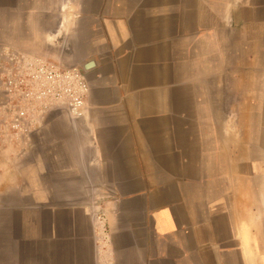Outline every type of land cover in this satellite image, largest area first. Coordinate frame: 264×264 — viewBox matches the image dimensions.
<instances>
[{
  "label": "crops",
  "instance_id": "crops-1",
  "mask_svg": "<svg viewBox=\"0 0 264 264\" xmlns=\"http://www.w3.org/2000/svg\"><path fill=\"white\" fill-rule=\"evenodd\" d=\"M1 44L93 66L84 120L0 125V264H104L107 195L114 264H264V0H0Z\"/></svg>",
  "mask_w": 264,
  "mask_h": 264
},
{
  "label": "built area",
  "instance_id": "built-area-1",
  "mask_svg": "<svg viewBox=\"0 0 264 264\" xmlns=\"http://www.w3.org/2000/svg\"><path fill=\"white\" fill-rule=\"evenodd\" d=\"M63 52V46L50 44L42 50L0 45V125L9 139L29 138L57 111H66L73 119L86 118L88 70L85 64H68ZM102 226L100 232L96 224L98 235H105V224Z\"/></svg>",
  "mask_w": 264,
  "mask_h": 264
},
{
  "label": "rangeland",
  "instance_id": "rangeland-1",
  "mask_svg": "<svg viewBox=\"0 0 264 264\" xmlns=\"http://www.w3.org/2000/svg\"><path fill=\"white\" fill-rule=\"evenodd\" d=\"M85 118H79L76 119L77 121H82ZM22 149V145L21 144H9L7 150L8 151H16L18 149ZM19 149V150H20ZM107 199L106 204L104 205V203L102 202L103 199L100 200V202L102 204H99V206L94 205L93 207H91L92 210V214L96 215V224L98 227V230L100 229L101 232V227H103L102 225L105 224V235L99 233L98 236V246L99 249L101 251V257H102V261L104 262V264H112L113 263V255H112V244H111V238H110V230H109V223H108V216L110 215L111 209L112 207L110 206V203H108V199H111V196L107 195V198L105 197V200Z\"/></svg>",
  "mask_w": 264,
  "mask_h": 264
},
{
  "label": "water",
  "instance_id": "water-1",
  "mask_svg": "<svg viewBox=\"0 0 264 264\" xmlns=\"http://www.w3.org/2000/svg\"><path fill=\"white\" fill-rule=\"evenodd\" d=\"M93 66V63L85 64V68L89 70Z\"/></svg>",
  "mask_w": 264,
  "mask_h": 264
}]
</instances>
